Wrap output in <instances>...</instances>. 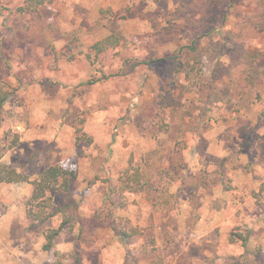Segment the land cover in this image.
<instances>
[{
	"label": "rangeland",
	"instance_id": "374dc122",
	"mask_svg": "<svg viewBox=\"0 0 264 264\" xmlns=\"http://www.w3.org/2000/svg\"><path fill=\"white\" fill-rule=\"evenodd\" d=\"M201 2L0 0V163L28 177L0 182V264H264V0ZM198 25L194 71L172 72ZM55 163L76 177L35 220L30 181Z\"/></svg>",
	"mask_w": 264,
	"mask_h": 264
},
{
	"label": "trees",
	"instance_id": "16d2710c",
	"mask_svg": "<svg viewBox=\"0 0 264 264\" xmlns=\"http://www.w3.org/2000/svg\"><path fill=\"white\" fill-rule=\"evenodd\" d=\"M48 1L49 0H24L23 5L18 7V11L35 12V11H38V9L42 7L43 5H45ZM201 1L202 2L200 3V6L208 8L214 0H201ZM261 8H264V7H261ZM199 31H202V30L200 26L198 25L197 29L194 31V33H197L196 35L198 36L197 37L195 36V38H192L191 36L193 35V33H191L188 37V44L178 47L175 50L174 54L170 56L169 59H170V64L172 65V70H171L172 72L184 73L187 76L192 71H194V66L192 65L196 62H193L192 65L188 67V65L182 61V57L184 55V48L188 49L192 54L196 51V41L198 38L202 37V33L198 34ZM119 43H120V36L116 33H110L106 37L94 42L90 46V49L93 52L94 56L97 57L104 51L118 46ZM233 48H234V52H233L234 58H232L231 61L233 63H238L241 61V58H242L243 65L245 67H248L250 62L242 57L243 52L241 51V49L236 46H233ZM86 55H87V58H90L89 54H86ZM132 61L133 59L128 60V62H132ZM143 63L146 66L152 65L151 62H143ZM138 65H139V62L135 60L131 64L130 67L131 69L134 70ZM8 96H9L8 92L0 88V108L4 104V102L7 100ZM158 115L161 117V114L159 112H158ZM75 177H76V172L74 170L66 169L57 163L48 165L36 179H33L30 181L33 184V191L28 200V203L30 206L27 211L28 215L32 216L33 219L39 220V221H45L46 219L51 217L54 214V212L51 211V204L49 202L50 197H45L46 190H48L52 185L53 186L57 185L62 190L66 191L69 188L71 180ZM132 178L134 179V181L139 182V179H140L139 170H136V169L134 170L132 174ZM23 181H28V177L26 175H23L17 172L15 169L9 168L5 164L0 163V182L11 183V182H23ZM123 183L124 184L119 187L109 184L108 186L109 192H113L116 190L123 191L126 188H129L126 181H123ZM33 207H38V209L33 210ZM48 207H50V211L46 212V208ZM67 207L68 206L59 208V211L63 212L65 217H66ZM69 220H70V217H66L61 222L58 228L49 230V232L46 235V243L44 244L43 249L48 250L53 246L55 237L61 231L62 227L65 224H68ZM113 229L115 230L118 237H120L122 240H125L128 237H131L137 234V230L131 226L128 229H124V228L116 229V227L113 226ZM235 238L240 239L243 245L246 244V238L241 233L236 234Z\"/></svg>",
	"mask_w": 264,
	"mask_h": 264
}]
</instances>
